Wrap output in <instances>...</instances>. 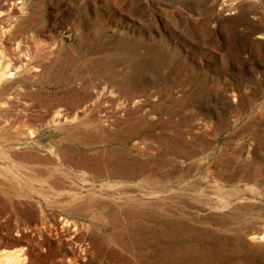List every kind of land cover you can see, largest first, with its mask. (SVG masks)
Returning <instances> with one entry per match:
<instances>
[{
  "label": "rangeland",
  "instance_id": "rangeland-1",
  "mask_svg": "<svg viewBox=\"0 0 264 264\" xmlns=\"http://www.w3.org/2000/svg\"><path fill=\"white\" fill-rule=\"evenodd\" d=\"M0 56V264H264V0H0Z\"/></svg>",
  "mask_w": 264,
  "mask_h": 264
},
{
  "label": "bare ground",
  "instance_id": "bare-ground-1",
  "mask_svg": "<svg viewBox=\"0 0 264 264\" xmlns=\"http://www.w3.org/2000/svg\"><path fill=\"white\" fill-rule=\"evenodd\" d=\"M18 7V6H17ZM8 25V24H7ZM3 27V26H2ZM2 49V48H1ZM28 49V48H27ZM28 51H29V49H28ZM1 52H2V50H1ZM9 53V52H8ZM29 53V52H28ZM4 54V53H3ZM2 54V55H3ZM7 55V54H6ZM4 56V55H3ZM1 57V56H0ZM5 58V57H4ZM30 58V57H29ZM3 59V58H2ZM2 59H0V60H2ZM31 59H32V57H31ZM4 60V59H3ZM15 60V59H14ZM26 61H28V59L26 58L25 59ZM30 60V59H29ZM22 61V60H21ZM25 62V61H24ZM29 62V61H28ZM35 62V61H34ZM16 63V62H15ZM39 63V62H38ZM1 64V63H0ZM27 63H25V65H26ZM13 65V64H12ZM14 66V65H13ZM15 66H17L16 64H15ZM14 66V67H15ZM31 66V65H30ZM35 66V65H34ZM33 66V67H34ZM37 66V65H36ZM7 67V66H6ZM12 253V252H11ZM13 254V256H11V254H10V256H8V259L6 260V262L4 263L3 262V264H17V262H19V260H21V259H17L18 257H16V256H14V255H16V254H18V253H16V254H14V252L12 253ZM6 257V256H5ZM21 257V256H20ZM7 258V257H6ZM18 260V261H17ZM23 261V260H22ZM22 263V262H21ZM23 264V263H22Z\"/></svg>",
  "mask_w": 264,
  "mask_h": 264
}]
</instances>
